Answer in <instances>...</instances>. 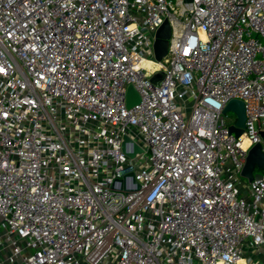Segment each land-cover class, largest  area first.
<instances>
[{"label": "built area", "instance_id": "built-area-1", "mask_svg": "<svg viewBox=\"0 0 264 264\" xmlns=\"http://www.w3.org/2000/svg\"><path fill=\"white\" fill-rule=\"evenodd\" d=\"M256 145L264 0H0V264H254Z\"/></svg>", "mask_w": 264, "mask_h": 264}, {"label": "water", "instance_id": "water-1", "mask_svg": "<svg viewBox=\"0 0 264 264\" xmlns=\"http://www.w3.org/2000/svg\"><path fill=\"white\" fill-rule=\"evenodd\" d=\"M193 0H186V2H192ZM171 38V27L168 21H166L162 27L159 29L157 36H156V43H155V54L156 60L162 61L168 54V44L169 39ZM164 74L160 73L153 79V82L156 81V78H160L163 80ZM140 103V96L135 91L133 87H129L128 89V98H127V107L132 108L133 106ZM228 112H233L237 116V123L235 126L231 127V133H235L237 137H240L244 134V130L246 128V110L245 105L241 101H231L225 108L224 114ZM132 143L129 138H125L124 144V152L130 158H134L137 153H141V149L135 144L134 145V152H129L127 145ZM256 170H264V152L262 151L261 145L254 146L248 153L245 167L243 170V177L248 179L249 182H252L254 179V172ZM134 175L131 174L128 179L133 180ZM132 187L129 192L137 190L139 186L132 181ZM134 188V189H133Z\"/></svg>", "mask_w": 264, "mask_h": 264}, {"label": "crops", "instance_id": "crops-1", "mask_svg": "<svg viewBox=\"0 0 264 264\" xmlns=\"http://www.w3.org/2000/svg\"><path fill=\"white\" fill-rule=\"evenodd\" d=\"M260 255H257V256H253V261H254V264H257L256 262H259V261H264V255H263V251H260V253H259ZM249 257V255L248 256H246V259H249L248 258ZM242 264H244V263H242Z\"/></svg>", "mask_w": 264, "mask_h": 264}, {"label": "rangeland", "instance_id": "rangeland-1", "mask_svg": "<svg viewBox=\"0 0 264 264\" xmlns=\"http://www.w3.org/2000/svg\"><path fill=\"white\" fill-rule=\"evenodd\" d=\"M229 116L232 118H235V115L233 113H230ZM256 174H261V175L263 174L264 175V170H257Z\"/></svg>", "mask_w": 264, "mask_h": 264}]
</instances>
